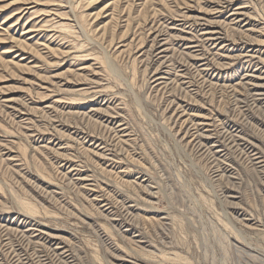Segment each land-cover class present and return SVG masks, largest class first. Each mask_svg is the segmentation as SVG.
<instances>
[{"label": "rangeland", "instance_id": "obj_1", "mask_svg": "<svg viewBox=\"0 0 264 264\" xmlns=\"http://www.w3.org/2000/svg\"><path fill=\"white\" fill-rule=\"evenodd\" d=\"M0 264H264V0H0Z\"/></svg>", "mask_w": 264, "mask_h": 264}, {"label": "bare ground", "instance_id": "obj_2", "mask_svg": "<svg viewBox=\"0 0 264 264\" xmlns=\"http://www.w3.org/2000/svg\"><path fill=\"white\" fill-rule=\"evenodd\" d=\"M110 205V204H109ZM120 216V215H119ZM28 253V252H27ZM47 253H49V252H47ZM43 257V256H42ZM45 257V256H44ZM46 257H48V256H46ZM47 259V258H46Z\"/></svg>", "mask_w": 264, "mask_h": 264}]
</instances>
